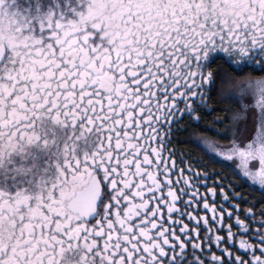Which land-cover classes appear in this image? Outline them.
<instances>
[{"label":"snow or ice","instance_id":"obj_1","mask_svg":"<svg viewBox=\"0 0 264 264\" xmlns=\"http://www.w3.org/2000/svg\"><path fill=\"white\" fill-rule=\"evenodd\" d=\"M0 264H264V0H0Z\"/></svg>","mask_w":264,"mask_h":264}]
</instances>
